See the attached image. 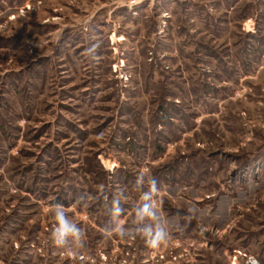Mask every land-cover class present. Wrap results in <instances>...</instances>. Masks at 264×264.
<instances>
[{
    "label": "rangeland",
    "instance_id": "1",
    "mask_svg": "<svg viewBox=\"0 0 264 264\" xmlns=\"http://www.w3.org/2000/svg\"><path fill=\"white\" fill-rule=\"evenodd\" d=\"M264 264V0H0V264Z\"/></svg>",
    "mask_w": 264,
    "mask_h": 264
},
{
    "label": "built area",
    "instance_id": "2",
    "mask_svg": "<svg viewBox=\"0 0 264 264\" xmlns=\"http://www.w3.org/2000/svg\"><path fill=\"white\" fill-rule=\"evenodd\" d=\"M145 0H134V2L136 3V4H141L142 2H144ZM253 259V258H252ZM251 264H253L251 261H249ZM234 264H237V263H235L234 262Z\"/></svg>",
    "mask_w": 264,
    "mask_h": 264
},
{
    "label": "bare ground",
    "instance_id": "3",
    "mask_svg": "<svg viewBox=\"0 0 264 264\" xmlns=\"http://www.w3.org/2000/svg\"><path fill=\"white\" fill-rule=\"evenodd\" d=\"M253 264H259V262L257 260H255L254 258L251 261Z\"/></svg>",
    "mask_w": 264,
    "mask_h": 264
}]
</instances>
